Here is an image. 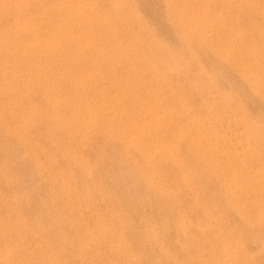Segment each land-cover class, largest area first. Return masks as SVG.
Wrapping results in <instances>:
<instances>
[{"label": "bare ground", "instance_id": "6f19581e", "mask_svg": "<svg viewBox=\"0 0 264 264\" xmlns=\"http://www.w3.org/2000/svg\"><path fill=\"white\" fill-rule=\"evenodd\" d=\"M255 4L0 0V155L19 151L0 158V264H140L124 236L139 224L172 264L169 224L216 240L208 188L247 210L242 188L264 197L262 123L203 61L264 104L262 40L235 25Z\"/></svg>", "mask_w": 264, "mask_h": 264}, {"label": "rangeland", "instance_id": "374dc122", "mask_svg": "<svg viewBox=\"0 0 264 264\" xmlns=\"http://www.w3.org/2000/svg\"><path fill=\"white\" fill-rule=\"evenodd\" d=\"M252 1H253L254 4L256 3L253 6L254 8L248 7L250 10H246L245 9L247 11V14L244 13L246 11L243 10V12H241V13L242 14L244 13V15H246V16H244L243 18L239 19V22L237 21L238 23L237 22L235 23V25L237 24L236 27H238V28H239V26L248 28V31H249L248 39L251 38V39H249V41L252 40V42L251 43L249 41H246V42L249 43L250 45H253L254 41L257 42L258 38H260L264 42V40H263L264 39V36H263V34H264V26H263V24H264L263 23V21H264V15H263L264 11H263L262 16H260L261 14L259 15L258 14L259 12H257L255 10V7H256L257 4H258L257 7L259 6L262 10L264 9V0H261L262 2L260 0H256V1L252 0ZM234 12L236 13L237 11L234 10ZM241 13H240V16H242ZM238 15H239V13H238ZM247 15H249V16L247 17ZM250 16H251V18H250ZM248 18H249V20H251V22L253 20V22L252 23L244 22V19H245V21H247ZM241 20H242V22H241L242 24L240 23ZM254 20L255 21L257 20V21L255 22ZM255 23H257V24H255ZM260 23L261 24L263 23V24L261 25ZM258 25H259V27H257ZM256 27H257L258 31H261V32H258ZM260 27H262V28L260 29ZM250 29H252V30H250ZM254 30L256 31L255 33H253ZM259 33H260V35H257ZM254 34H256L257 36L254 35ZM253 35L255 36V38L257 40L254 38V41H253V38H252ZM259 36H261V37H259ZM248 39H246V40H248ZM262 41L260 42V43H262V44H260L261 45V51H262V49H264V47H262V46H264V43ZM263 51H262V53L264 54ZM203 57L202 58H203V61L205 63L204 65H206L208 68H212L213 70L216 71V73L221 71V72H219V75H218L217 86L218 87H220V86L221 87H227V90H229L231 92H232V90H234L235 92L234 91L232 92L234 97L242 105L244 104L243 106H245V109H246L245 112H247V115H249V117L251 116L250 120L251 119L255 120V118H256L257 120H255V121L259 122L260 124L262 123V126L264 128V104L261 101H259L256 98L255 95L251 94V92H249L248 90H246L244 88V86H242L243 84H241V82H239L237 77L235 75H233L234 73L230 69H228L227 67L223 66L222 64L220 65V63H218V62L216 63L215 59H213L211 56H209L207 54L204 55ZM230 78H232V79H230ZM226 83H227V86H226ZM237 94H238V96H237ZM247 107H248L249 110L247 109ZM254 110H255V112H254ZM251 112H253V113H251ZM12 146L13 147L15 146L14 141H9V143L5 142L4 147H6V148L8 147L11 150L8 151V149H6V151H8V152H6L7 154H4V155L2 154L4 156L3 157L4 159L8 158L9 160L14 161V160H12V158H14L15 156H16L15 160L18 158L17 155H18L19 151H17L18 150L17 147L16 148L14 147V150H16L17 152L16 151L11 152V151H13L12 150L13 148H11ZM110 146H108L109 150H111L113 148V146H111V148H110ZM8 154H10V155H8ZM2 155H0L1 159H3ZM6 155L9 156V157H7ZM5 157H7V158H5ZM107 189H110V188H107ZM111 189L118 190V189H122V188H111ZM142 189L144 190V188H142ZM142 189L139 188V190H142ZM242 189L246 191L245 192L246 193L245 194L246 202H253L252 203L253 207L248 209L249 211L247 210L246 207H244L243 201L242 200L239 201L237 199V197H238L237 194L234 195L235 198L231 202L230 200L226 199L223 196L222 191L220 190V188H208V191H210L213 194V196H212L213 199H212L211 203H209L208 206L210 207L211 212L214 214V217L217 218L216 221L218 223V229H216L215 232H213L214 236H215V239H216L215 241H214V238L212 237L213 236L212 233L207 236V231L204 233V235L206 234L205 236H207V237H205V239H204V236H202L203 239H202V237L200 238L199 234H196V233L199 230L204 231L205 228L202 227V226L192 227L191 223L195 222V221H193L192 218L188 220V221L192 220V221H190L189 225L186 223V221L181 220V222L183 221L185 223L183 225L184 226L186 225L185 226L186 230L185 229H181L182 231L181 230L177 231L170 224H169L170 228L167 227V223L164 225V226L167 227V243L166 242H164V243L167 244V245L170 244L169 245V249H170V246H172L175 249L174 250L172 248L173 251L172 250L169 251L172 264H196V263L197 264H226V263L228 264V261H230V260H231V262H229V264H264V221L263 222L262 221L261 222H255L254 219H250L249 218V219L245 220V218L238 216V213H243V211L246 212L247 214H250V216L251 215H256L255 213L258 210H261V211L264 212V197L260 196V194L256 190V188H242ZM254 189H255V192H254ZM247 195H248V197L246 198ZM255 197H257V198H255ZM239 203H241V204H239ZM159 205H158V207H159ZM165 206H167V207H165ZM239 206H241V209H239ZM164 208L165 209L169 208V210H171V209L174 210V206H172L170 204L164 205ZM151 215L154 218L151 216L150 220H153V222L155 223V221L157 220V215L155 213H153ZM131 222H133V223H131ZM129 223H131L132 226H135V223H136V225L139 224L138 220L136 221V219L130 220ZM139 225H138V227L135 226L136 229H135V227H133L134 230H133V228H131L130 229L131 231H128L127 233L124 234V236L127 237L126 239L128 240L127 241L128 244L130 243L129 245H131L132 248L134 247L133 249H135V251L134 250L133 251L136 252V253H139L141 255L139 263L140 264H167V263L171 264V262L169 260L165 259V257L162 256V254L160 253L161 251H160L159 247L156 246V244H155V242H156L155 240L156 239L155 240L152 239L154 241V242H152L151 239L149 240L146 237L142 238L143 237L142 231H141L142 226H139ZM156 225H157V223L153 224V226H156ZM127 227H126V229H127ZM196 229H197V231L195 232L194 230H196ZM169 230H171V231H169ZM182 232H184V233H182ZM216 232L217 233L220 232V233L217 234ZM168 238H169V240H168ZM230 238H231V240H230ZM148 241H149V243H148ZM236 241H237V243H236ZM204 242L207 243V246H204L203 249H202V245H203ZM214 242H216V243L217 242H221L224 245V249L220 250L219 248H217L214 245ZM231 243L232 244L234 243V244L232 245ZM148 244H149V246H148ZM237 245H238V247H237ZM174 246H176V247H174ZM214 246H215V248H214ZM149 248H150V250H149ZM200 248H201V251H200ZM146 249H147V251H146ZM176 249H177V251H176ZM202 251H203L204 254L202 253ZM235 251H236V253H235ZM156 252H157V254H156ZM142 253H143V255H142ZM141 258H143V259H141ZM204 259H205V261H204Z\"/></svg>", "mask_w": 264, "mask_h": 264}]
</instances>
